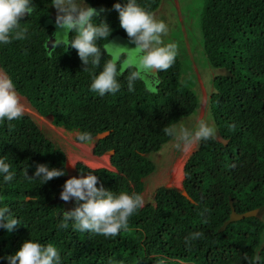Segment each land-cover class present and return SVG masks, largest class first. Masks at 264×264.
Listing matches in <instances>:
<instances>
[{
    "label": "trees",
    "instance_id": "trees-1",
    "mask_svg": "<svg viewBox=\"0 0 264 264\" xmlns=\"http://www.w3.org/2000/svg\"><path fill=\"white\" fill-rule=\"evenodd\" d=\"M117 2L123 5L126 0H86L98 11L105 9L93 22L104 19L109 24V39H128L113 8ZM136 2L152 13L160 0ZM32 3L35 11L20 21L28 28V38L0 44V70L36 113L50 116L54 125L93 137L108 131L94 141L92 153H108L111 168L74 166L94 171L97 187L102 184L116 195L140 194L142 178L153 170L147 154L171 138L163 128L198 105L195 93L179 80V60L176 57L167 71L156 74L155 92L140 80L128 91L125 72L118 77V92L100 96L90 85L103 60L93 70L90 65L84 68L74 48L61 47L50 55L45 43L54 30L46 23L51 0ZM199 28L207 62L225 70L212 79L209 104L217 133L227 143L199 142L183 164L181 190L158 187L153 203L129 218L126 231L104 237L74 230L72 222L67 229L59 228L61 203L48 201L66 179L60 176L41 184V178L30 179L25 170L32 176L38 163L64 168L63 151L26 113L19 120L0 122V158L14 173L10 182L0 174V207L7 206L22 222L11 232L0 228V264H8L7 258L27 239L53 244L61 264H251L257 254L259 264H264V220L257 213L217 230L230 212L229 199L236 212L264 208V0H203ZM76 204L74 200L73 208ZM196 231L203 237L186 248L185 237Z\"/></svg>",
    "mask_w": 264,
    "mask_h": 264
},
{
    "label": "clouds",
    "instance_id": "clouds-1",
    "mask_svg": "<svg viewBox=\"0 0 264 264\" xmlns=\"http://www.w3.org/2000/svg\"><path fill=\"white\" fill-rule=\"evenodd\" d=\"M51 5L56 12V30L52 33V38L48 39L49 54L61 47L64 51L69 47L74 48L85 65L84 68L90 65L93 70L100 68L103 60L102 70L98 74H92L90 85V90L100 96L118 92L121 88L118 77L125 72H128L127 88L131 92L136 81L167 71L175 63L177 44L165 43L163 39L169 31L168 25L137 4L136 0H126L123 5L119 2L113 4L119 15L120 27L134 47L109 40L112 28L104 19L99 23L93 22L94 18H101V12L105 9L98 11L89 6L86 0H51ZM34 11L32 0H0V44L27 39L28 28L21 27L20 21L25 15L31 16ZM101 40L106 42L100 45L98 42ZM150 91L155 92L156 88L151 87ZM25 111L13 80L6 74H0V122L19 120ZM163 132L173 138L177 149L217 138L215 125L204 119L199 120L194 129L171 125L165 126ZM77 139L86 143L92 142L94 138L90 133L83 132ZM10 169V164L0 158V174L5 182L14 178ZM93 172L80 177L70 176L65 180L60 198L65 203L75 200L77 204L71 210L63 212L59 228L67 229L69 222H72L74 230L116 237L121 230H127L129 218L144 206L145 201L138 193L120 192L116 195L102 184L97 187L100 181ZM63 175V167L49 168L46 164L39 163L32 176L25 170V176L30 179L41 178V184ZM200 215L203 216L204 212ZM203 222L207 223L206 218ZM21 223L7 206L0 207V228L11 232ZM202 237L203 233L200 231L190 233L185 237V247L191 249L193 241ZM7 259L8 264H61L60 252L53 244L43 245L33 239L25 240L16 253ZM259 261L260 256L257 254L251 264H259Z\"/></svg>",
    "mask_w": 264,
    "mask_h": 264
},
{
    "label": "rangeland",
    "instance_id": "rangeland-1",
    "mask_svg": "<svg viewBox=\"0 0 264 264\" xmlns=\"http://www.w3.org/2000/svg\"><path fill=\"white\" fill-rule=\"evenodd\" d=\"M203 0H160V3L152 12L159 20H163L169 28L165 43L174 42L178 46L177 59L180 62L179 80L182 85L190 88L198 100L197 108L188 116L179 119L173 125H183L194 129L198 121L204 119L214 124L211 117L209 96L214 91L212 79L218 74H224V69L213 68L207 62L203 48L202 35L199 28V14ZM52 15L56 12L50 4ZM46 23L53 26V19H47ZM109 40L115 41L128 47H134L127 38L113 36ZM0 74H4L0 70ZM146 88L156 87L157 78L151 76L145 80ZM19 95V94H18ZM21 102L25 105V113L28 114L37 125L41 133L56 147L60 148L66 158L68 165L80 163L87 168L106 167L111 168L108 163V153L96 156L92 153V142L81 143L77 140L76 130H67L54 125L50 116H40L31 107L29 102L21 95ZM218 135V133H217ZM175 141L171 137L156 152L147 154L153 164V170L142 178L143 188L140 195L144 204H152L155 190L160 187L181 190L182 168L187 157L197 147L177 149ZM259 217L264 220V208L257 211Z\"/></svg>",
    "mask_w": 264,
    "mask_h": 264
},
{
    "label": "water",
    "instance_id": "water-1",
    "mask_svg": "<svg viewBox=\"0 0 264 264\" xmlns=\"http://www.w3.org/2000/svg\"><path fill=\"white\" fill-rule=\"evenodd\" d=\"M52 19V18H50ZM52 38V34L49 36L48 39H51ZM48 39L45 43V46H46V49L47 51H49V47H50V44H49V47H48ZM108 133V131H104V132H101V133H97L93 138L94 141L100 139V138H103L104 136H106ZM217 141H219L220 143H222L223 145H225L227 143V140L226 139H222L220 135H217V138H216ZM65 175H63V177L67 180L70 176H76V177H80V176H83V175H87L88 172L85 171V170H82V171H78L77 168L74 166V165H68V164H65ZM62 188L61 187L53 196L52 198L48 201V204H53V203H56V202H59L61 203V212L63 213L64 211H68V210H71L73 208V203H74V200H71L69 201L68 203H65L63 200H61L60 198V192L62 191ZM183 195L189 200V201H192V199L185 193L183 192ZM228 204H229V209H230V212L228 214V217L221 223V225L219 226V228L217 229L218 231H222L225 226L227 225V223L231 222V221H234V220H239V219H242L244 217H248V216H253L257 213L258 209L255 208V209H252V210H249V211H243V212H236L232 206V203L230 201V199L228 200Z\"/></svg>",
    "mask_w": 264,
    "mask_h": 264
},
{
    "label": "flooded vegetation",
    "instance_id": "flooded-vegetation-1",
    "mask_svg": "<svg viewBox=\"0 0 264 264\" xmlns=\"http://www.w3.org/2000/svg\"><path fill=\"white\" fill-rule=\"evenodd\" d=\"M50 18H52L53 20H54V18H55V16L54 15H52V12H51V14H50V17H49V19Z\"/></svg>",
    "mask_w": 264,
    "mask_h": 264
},
{
    "label": "crops",
    "instance_id": "crops-1",
    "mask_svg": "<svg viewBox=\"0 0 264 264\" xmlns=\"http://www.w3.org/2000/svg\"><path fill=\"white\" fill-rule=\"evenodd\" d=\"M156 77V76H155ZM157 78V77H156Z\"/></svg>",
    "mask_w": 264,
    "mask_h": 264
}]
</instances>
